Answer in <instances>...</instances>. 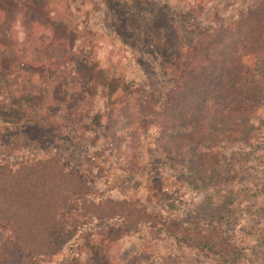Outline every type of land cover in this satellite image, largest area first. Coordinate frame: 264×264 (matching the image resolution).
Returning <instances> with one entry per match:
<instances>
[{
	"label": "trees",
	"instance_id": "1",
	"mask_svg": "<svg viewBox=\"0 0 264 264\" xmlns=\"http://www.w3.org/2000/svg\"><path fill=\"white\" fill-rule=\"evenodd\" d=\"M48 2L0 0V264H87L82 248L89 247L80 246L78 237L56 252V237L78 216L85 228L100 230L93 245L100 264L128 263L104 251L127 233L140 235V258L163 255L169 264H184L181 249L194 244L217 256L216 264H264V178L243 159L236 162L264 149L255 130L264 119V0H249L228 18L210 9L214 0H178L191 20L178 18L170 27L148 11L129 15L130 25L113 34L125 52L158 59L161 82L149 89L152 99L142 85L125 87L118 69L103 85L86 68L78 73L87 60L71 70L73 49L64 28L38 18ZM12 3L19 6L15 12ZM7 37L13 41L8 46ZM122 62L120 56L114 66ZM46 68L65 79L66 89L28 84L31 73ZM98 104L106 110L122 104L136 114L101 132ZM59 144L75 147L81 165L71 169L53 148ZM155 160L158 176L196 195L222 187L215 173L235 163L230 203L207 206L202 195L201 215L194 205H177L178 198L164 217L157 208L96 192L112 174L128 185L144 177ZM236 210L237 231L231 223Z\"/></svg>",
	"mask_w": 264,
	"mask_h": 264
},
{
	"label": "rangeland",
	"instance_id": "2",
	"mask_svg": "<svg viewBox=\"0 0 264 264\" xmlns=\"http://www.w3.org/2000/svg\"><path fill=\"white\" fill-rule=\"evenodd\" d=\"M17 1L19 2L21 0ZM159 1L160 0H126L127 3H125L124 0H49L48 3H45L48 5L46 15H39L38 18L43 22H49L51 26L61 25L60 27L64 28L63 33L65 34L66 44L73 49V66H71V70L73 69L74 71V65L87 60V62H89L87 65H78V73H81L82 69L86 68L88 71L92 72L93 75H99L102 79L99 81L100 85H103L107 76L112 75V73L118 69V72L124 77L122 81L125 87L130 88L133 86L135 89L136 85H142L146 92L144 96L147 99H152L151 95L153 93L150 92L149 89L151 86L161 82L159 79L160 74H158L160 70L155 63L158 59L154 54L137 58L134 57L129 50L125 52L119 47L117 37H115L113 33L115 30H122V27L125 28L130 25V22H127L129 15L133 17L140 15L142 17L146 14L145 11L153 13L156 17L158 16L160 23L165 25V27L177 24L178 18L184 23L190 22L191 17L189 11H187L184 6L178 5L176 2L178 0H168L171 6V9L165 7L168 10L162 7L164 4L163 1L165 0ZM248 2L249 0H214L210 9L215 13L225 12V18H228V16L233 14L236 10L238 14L240 7L245 6ZM12 4H14L12 5V10L15 12L16 7L19 6L16 3ZM2 6H4V3ZM175 8H178L177 13L173 12ZM118 26H120V28ZM39 31L40 30L34 29L33 35L35 34V36H37ZM1 33L3 34V30H0V34ZM172 35L176 40V30L173 31ZM3 43L8 46L12 44L13 41L9 40L7 37ZM117 51L118 54H116ZM120 56L124 62L116 67L114 64L117 63ZM120 66L121 68H119ZM53 72L54 71L47 68L45 70H36V72L31 73L28 84L34 88L44 86L46 89H51L53 87L66 89L67 83L65 79L60 78L57 74H53ZM83 73L86 74V72ZM59 95L61 96V94ZM59 95L57 94V96ZM56 99L59 100V98ZM95 106H98L97 108L100 111L98 114L99 116L95 120H98L97 122L102 126L100 128L101 132H107L109 124H114V122L124 124L133 118L132 115L136 114L134 110L126 109L122 104L109 106L108 110H106L104 104ZM144 110L148 109L145 108ZM142 111L143 110H141V112ZM66 115L67 114H65V116ZM67 117L69 118V116ZM255 130L257 137H264V119L258 122ZM51 144H44L42 148L48 150ZM59 145L60 146L55 145L53 148L59 152L62 158H64L65 163L68 164L71 169L81 165V157L75 147L65 146L63 144ZM248 152L249 153H246V157L237 156L236 162H240V159H243V163L247 165L246 168L254 171L258 179L262 180V178H264V149ZM157 162L158 161L155 160L153 163L155 165L147 169V175L140 179H135L129 185L123 182L122 177L112 174L108 178L106 187H99V184L98 186L96 185V192L115 199L124 197L129 198L138 202L142 207L151 210L157 208L164 217L167 216L166 214L168 213V207L171 202L173 200L178 201L180 198L182 203H176L177 205H180V207L194 205L193 208H198V210L201 209L198 206L203 204L204 196L202 197V195L205 194L207 195L206 200L209 199L207 206L218 205L224 202L230 203L231 198L228 196L230 186L237 183V179L232 178L231 171L233 170V166H237L235 163L230 165L231 163L229 162L228 166H222V168L215 173V181L218 182L217 184L222 185L224 189L222 187H217V189H206V191L196 195L194 191L187 190L176 181L158 176L156 171ZM101 176L104 175L102 174ZM100 178H102L101 182L105 180V177ZM204 209H201L203 212L201 215L205 213ZM242 209L241 207V210ZM75 219L76 218H74V221ZM232 219V226H236L237 231V210L233 213ZM95 232L100 233V230L85 228L84 221L78 216L74 223L70 224L69 227L56 237V252L58 253L61 251L67 242H71L78 237L80 246L89 247L88 249L82 248L83 251L85 250L83 256L87 255L90 257V262L87 264H100V260H102L101 252L96 251L93 247L94 242L100 239L94 236ZM115 236L116 233H112L111 238L115 240ZM129 236L130 234L127 233L126 237L115 242V244H111L108 247L106 245V249L104 250L106 251V255H108L110 259L111 257H116L117 260H121L119 258H124V260L128 261L127 264H147L145 263L146 261L149 262L148 264H169L167 260H162L163 255H160V257L144 255L141 259L139 254L143 252V247L141 246L142 241L138 239L140 235ZM242 238L249 239L251 237L244 235ZM88 240H90V243H87ZM253 248L256 249L255 246ZM181 252L184 255V264H216L220 261L217 256H212L200 251L194 244L187 246V248H182ZM60 258L61 256L57 255L55 260H60Z\"/></svg>",
	"mask_w": 264,
	"mask_h": 264
}]
</instances>
